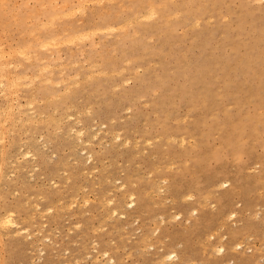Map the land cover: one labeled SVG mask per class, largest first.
Returning a JSON list of instances; mask_svg holds the SVG:
<instances>
[{
    "label": "rangeland",
    "instance_id": "374dc122",
    "mask_svg": "<svg viewBox=\"0 0 264 264\" xmlns=\"http://www.w3.org/2000/svg\"><path fill=\"white\" fill-rule=\"evenodd\" d=\"M99 2L0 0V264H264V3Z\"/></svg>",
    "mask_w": 264,
    "mask_h": 264
},
{
    "label": "bare ground",
    "instance_id": "6f19581e",
    "mask_svg": "<svg viewBox=\"0 0 264 264\" xmlns=\"http://www.w3.org/2000/svg\"><path fill=\"white\" fill-rule=\"evenodd\" d=\"M56 1V0H55ZM86 1V0H85ZM89 0H87V2H88ZM97 1V0H96ZM102 0H100V2H101ZM91 2H92V0H91ZM99 2V3H100ZM62 5H65V4H62ZM81 6L83 5V3H81L80 4ZM80 6V7H81ZM84 6V5H83ZM83 6H82V8H83ZM84 7H86V6H84ZM74 8V7H73ZM78 7H76L75 6V9H77ZM75 9H73L74 11H75ZM79 9V8H78ZM73 10H71L70 9V11L71 12H74ZM83 10V9H82ZM84 10H85V8H84ZM148 11V10H147ZM76 12V11H75ZM77 12H79V11H77ZM144 12V11H143ZM67 13V12H66ZM65 13V14H66ZM152 13H155V11L154 10H152ZM72 14V13H71ZM64 15V14H63ZM62 15V16H63ZM68 15V13L66 14V16ZM153 16V15H152ZM132 18H134V17H132ZM138 18V17H137ZM136 20V19H135ZM124 21V20H123ZM134 21V20H133ZM197 21V20H196ZM127 22V21H126ZM129 22V21H128ZM131 22V21H130ZM125 25H126V23L125 22H123ZM122 23V24H123ZM125 27V26H124ZM107 28H108V26H107ZM115 28V27H114ZM96 29V28H95ZM112 30V29H111ZM86 31V30H85ZM89 31H93L92 30V28H91V30H89ZM87 32V31H86ZM85 32V33H86ZM92 33H94V32H92ZM76 34H78V33H76ZM80 34V33H79ZM87 34V33H86ZM71 36V35H70ZM73 36H75V35H73ZM77 36V35H76ZM74 38V37H73ZM61 41V40H60ZM1 42V41H0ZM57 42V41H56ZM52 43H55V42H52ZM57 43H59V41L57 42ZM0 44H2V43H0ZM46 44V43H45ZM51 44V43H50ZM98 44V43H97ZM57 45V44H56ZM25 47V46H24ZM42 47V46H41ZM7 48V47H6ZM0 49H2V45H1V48ZM4 49V48H3ZM13 49V48H12ZM11 49V51L10 52H12L13 50ZM7 50V49H6ZM15 50V49H14ZM17 51V50H16ZM19 51V53H20V50H18ZM59 51V50H58ZM1 52V51H0ZM72 52V51H71ZM3 53V52H2ZM4 53H5V50H4ZM15 52H13V53H11V54H14ZM5 54H7V52L5 53ZM21 54H23V53H21ZM28 54V53H27ZM26 54V55H27ZM81 54V53H80ZM0 55H2V54H0ZM9 55H10V53H9ZM8 55H6V57H7ZM51 56H52V54H51ZM2 56H0V58H1ZM3 57H4V55H3ZM71 57V56H70ZM8 58V57H7ZM10 58H11V55H10ZM59 59H61V58H59ZM44 60V59H43ZM53 60H55V59H53ZM2 61V60H1ZM75 62V61H74ZM3 63V62H2ZM8 64H9V62H7ZM7 63H5V64H7ZM13 63V62H12ZM11 63V64H12ZM11 64H9V65H11ZM63 64V63H62ZM9 65H5V66H9ZM0 66H2L1 65V63H0ZM46 66H48L47 64H46ZM50 66H52V65H50ZM44 67V66H43ZM16 68V67H15ZM42 68V67H41ZM40 68V69H41ZM44 68H47V67H44ZM51 68V67H50ZM3 69V68H2ZM2 69H0L1 71H2ZM43 70H45V69H42L41 71H43ZM42 73V72H41ZM92 73V72H91ZM97 73V72H96ZM10 74L12 75V73H11V71H10ZM9 74V75H10ZM61 74V73H60ZM0 75H2V74H0ZM9 75H7L8 77H6V78H9V77H11V78H13V79H15L16 78V76H14L13 77V75L11 76H9ZM18 75V74H17ZM21 75V74H20ZM23 75V74H22ZM3 76V75H2ZM2 76H1V78H2ZM6 76V75H5ZM51 76V75H50ZM50 76H48V78L50 77ZM19 77V76H18ZM17 77V78H18ZM21 77V76H20ZM24 77V76H23ZM35 77V76H34ZM36 77H38V76H36ZM73 77V76H72ZM3 78H5V77H3ZM16 78V79H17ZM29 78H31V77H29ZM11 80V79H10ZM33 80V79H32ZM62 81V80H61ZM13 82H15V85H16V82H18V81H16V80H13ZM46 82V81H45ZM31 83V82H30ZM55 83H57V82H55ZM11 84H12V80H11ZM6 85V84H5ZM8 85H9V83H8ZM26 85V84H25ZM28 85V84H27ZM1 86H2V83H1ZM7 86V85H6ZM4 87V86H3ZM66 87V86H65ZM68 87V86H67ZM2 88V87H1ZM14 88H15V86H14ZM13 88V89H14ZM17 89V88H16ZM65 89V88H64ZM17 90H19V89H17ZM14 93V92H13ZM12 93V94H13ZM5 95V94H4ZM32 95V94H31ZM30 95V96H31ZM11 96V95H10ZM57 96V95H56ZM49 97V96H48ZM35 100V99H34ZM9 102V101H8ZM10 102H12L11 103V105H14L16 108H18V110H17V113H19V116H21V114L22 113H24L23 111H20V108H19V104H20V102H19V95H16V96H13V97H11L10 98ZM31 103V102H30ZM26 104V103H25ZM7 105H8V103H7ZM23 105V104H22ZM30 105V104H29ZM5 106H6V104H5ZM4 109H6V107L4 108ZM8 109V108H7ZM6 109V110H7ZM13 109V108H12ZM8 111H10L9 109H8ZM6 112V111H5ZM11 112V111H10ZM4 113V112H3ZM2 113V114H3ZM34 113V111H30V115L29 116H32V114ZM1 114V115H2ZM8 115V114H7ZM72 115V114H71ZM4 116V115H3ZM36 116V115H35ZM6 117H8V119H9V115L8 116H5L4 118H6ZM39 117V115L37 116V118ZM5 121V120H4ZM28 121V120H27ZM2 122V121H1ZM72 130V129H71ZM78 130V129H77ZM73 131V130H72ZM94 132V131H93ZM92 132V134H94ZM7 133V132H6ZM82 133V132H81ZM76 135V134H75ZM80 135V134H79ZM95 136V135H94ZM78 139V138H77ZM78 141V140H77ZM20 153V152H19ZM26 153H28V152H26ZM21 154V153H20ZM30 155V154H29ZM28 155V156H29ZM34 158V157H33ZM17 161V160H16ZM229 179L230 178H223L222 176H216V177H214L213 178V182H211V183H213V184H215L216 186H218L219 188H222L223 187V185H227V186H229ZM229 181V182H228ZM224 188V187H223ZM128 199V198H127ZM218 199V202H219V204H220V208H219V210H218V212L215 214V217L214 218H217V219H219V220H223V219H228V218H230V217H233L234 215H235V210H233V209H230L229 208V206H230V203H228V199L227 198H224V197H221V198H217ZM133 204V199H130V201H129V206H131ZM264 204V203H263ZM126 205V204H125ZM247 205V204H246ZM193 210H195V208H192V211ZM7 211V210H6ZM196 212V211H195ZM262 221L261 222H263L264 223V215H263V217H262V219H261ZM10 227H13L14 228V231L16 232V233H19L21 230H22V228L21 227H18V225L14 222V220H13V218L11 217V214L10 213H8V212H3V213H0V229H6V228H10ZM248 227H250V225H248V224H246L244 227H239V228H235V229H233L232 231H230L229 233L231 234V237L232 238H235V237H237V236H240V235H242L245 231H246V229H248ZM230 237V238H231ZM234 245H236L237 246V243L236 244H234ZM237 248V247H236ZM218 250L219 251H223V245L222 244H219V246H218ZM175 256V253H173V251H171V252H169V253H167V258H173ZM250 263V262H249ZM248 263V264H249ZM187 264H199V263H196V262H193V261H191V262H188Z\"/></svg>",
    "mask_w": 264,
    "mask_h": 264
},
{
    "label": "snow or ice",
    "instance_id": "6c2138e0",
    "mask_svg": "<svg viewBox=\"0 0 264 264\" xmlns=\"http://www.w3.org/2000/svg\"><path fill=\"white\" fill-rule=\"evenodd\" d=\"M261 3H264V0H261ZM223 187L226 189L228 186L225 184Z\"/></svg>",
    "mask_w": 264,
    "mask_h": 264
}]
</instances>
